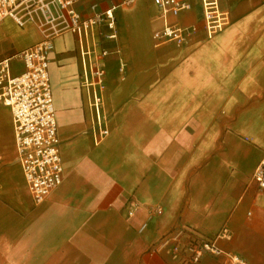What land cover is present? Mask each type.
Wrapping results in <instances>:
<instances>
[{
	"label": "crops",
	"instance_id": "1",
	"mask_svg": "<svg viewBox=\"0 0 264 264\" xmlns=\"http://www.w3.org/2000/svg\"><path fill=\"white\" fill-rule=\"evenodd\" d=\"M173 21L197 25L185 45L155 47L154 0H84V20L115 10L116 41L95 27L83 44L103 50L105 87L85 86L77 35L50 54L62 185L36 204L11 150L0 152V264H264V0H220L227 25L208 37L200 0ZM38 21L0 23V64L24 72L20 54L42 43ZM91 77V76H90ZM109 130L96 141L94 94ZM15 157L14 163L9 158ZM15 172V173H13ZM161 211V213H159ZM224 254L196 259L192 243Z\"/></svg>",
	"mask_w": 264,
	"mask_h": 264
},
{
	"label": "built area",
	"instance_id": "2",
	"mask_svg": "<svg viewBox=\"0 0 264 264\" xmlns=\"http://www.w3.org/2000/svg\"><path fill=\"white\" fill-rule=\"evenodd\" d=\"M84 0H0V23L12 18L20 27L27 19L38 21L46 34V39L20 54L24 72L12 76L9 64H0V102L11 110L15 134L17 160L22 168L27 186L36 204L44 203L63 183L64 168L60 151L58 123L50 78V54L54 49V39L64 32L77 35L81 44L84 63L85 86L105 87L103 61L112 54L103 50L93 61L94 47H86L83 41L91 36L95 27L106 26L111 32L106 39L116 41L115 10L97 12L98 6H92L96 12L92 19L84 20L76 10V5ZM136 0H123L131 5ZM159 9V20L163 27L157 31L153 40L156 48L169 43L185 45L189 37L197 32V25L184 27L173 19L192 10L191 0H154ZM203 11V25L208 37L214 36L227 25V16L222 11L220 0H200ZM91 76V77H90ZM93 107L96 111V141L108 135L102 116L103 100L94 94ZM260 188H264V162L255 174ZM161 213V211H159ZM195 257L204 253L224 254L215 242L192 243ZM231 264H249L242 257L226 254Z\"/></svg>",
	"mask_w": 264,
	"mask_h": 264
},
{
	"label": "rangeland",
	"instance_id": "3",
	"mask_svg": "<svg viewBox=\"0 0 264 264\" xmlns=\"http://www.w3.org/2000/svg\"><path fill=\"white\" fill-rule=\"evenodd\" d=\"M10 132L11 129L9 127L8 121H7V117L4 114V112L0 109V152H4V150L8 151L11 150V142H10ZM9 160L11 163L16 162L15 157L9 158ZM15 173V172H13Z\"/></svg>",
	"mask_w": 264,
	"mask_h": 264
}]
</instances>
